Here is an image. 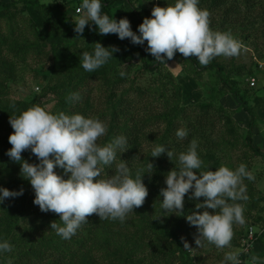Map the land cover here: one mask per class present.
<instances>
[{
  "label": "trees",
  "instance_id": "trees-1",
  "mask_svg": "<svg viewBox=\"0 0 264 264\" xmlns=\"http://www.w3.org/2000/svg\"><path fill=\"white\" fill-rule=\"evenodd\" d=\"M67 3L64 0H53L49 4L41 0L0 2V186L23 190L22 195L0 203V242L6 240L11 245V251L0 253V264H194L197 255L184 249L181 237L191 248L197 247L194 243L198 236L196 227L190 225L185 216L194 210L203 211L195 209V204L202 202L203 197L190 200V192L186 193L183 214L177 215L161 210L163 198L159 191L166 187L164 175L178 167L176 154L184 151L193 139L198 145L203 170H215L232 151H249L253 157H264V152L252 139L255 111L264 97L257 95L258 87L248 88L245 83L247 76L257 73L255 61L252 59L248 66L229 62L226 67L213 59L202 66L195 56L183 57L176 53L174 57L179 58L187 74L199 77L207 72L212 78L207 97L184 106L180 104V86L174 84L165 65L145 52L146 41L144 45L131 42L123 45L99 34L95 24H86L83 33L77 34L73 30L74 23L61 10ZM116 3H120L118 20L127 18L134 32L143 18L150 16L153 7V0H101V11L111 17V8ZM166 3L172 0H157L160 7H165ZM198 7L207 10L212 30L229 32L234 26H242L244 42L264 41V0H199ZM255 24L259 30L253 29ZM95 42L104 47L115 46L119 51L94 72H86L80 66L79 56L82 51L91 52ZM254 42L251 47L256 59L264 60V50H259ZM29 54L36 63H50L52 71L60 72L64 79L42 88L30 98L13 100L9 97L7 83L19 79L18 69L23 72L26 68L22 64ZM121 72L125 73L123 77ZM99 89L98 95L93 97ZM73 92L79 93L78 100L67 99ZM47 93L55 98L54 114L79 113L104 121L107 130L97 143L103 145L116 136L126 137V150L118 153V158L127 162L133 176L142 175L148 162L152 164V172H145L141 178L148 194L143 204L134 208L123 222L100 220L92 214L74 236L65 240L50 229L53 221L61 224L59 215L41 212L39 206L33 204L34 191L20 175V163L5 155L11 147L8 136L13 132L9 117L39 105L35 98H43ZM226 95L237 100L240 109L248 114L246 129L235 122L232 110L220 104L219 100ZM180 127L188 132L182 141L175 136ZM153 145H165L171 150L172 161L164 153L151 157ZM21 157L29 163H38L30 150L22 151ZM54 171L67 178L62 169L54 168ZM105 171L108 175L114 174L111 168ZM243 183L248 198L237 203L243 208L244 223L251 219L250 225L263 227L258 236L255 234L256 243L264 237V218L261 214L251 215L250 209H260L262 199L255 195L246 179ZM250 202L252 206L244 209ZM242 229L240 224L233 226L230 245L239 246L238 240L244 235ZM203 245L215 247L206 242ZM249 257V253L241 254V264Z\"/></svg>",
  "mask_w": 264,
  "mask_h": 264
},
{
  "label": "clouds",
  "instance_id": "clouds-1",
  "mask_svg": "<svg viewBox=\"0 0 264 264\" xmlns=\"http://www.w3.org/2000/svg\"><path fill=\"white\" fill-rule=\"evenodd\" d=\"M198 4L199 0H172L165 7L154 5L150 16L143 18L134 32L127 18L117 20L103 13L101 0H81L77 8L79 15L72 19L73 30L82 34L86 24H95L99 34H116L118 39L128 38L138 45L146 41L145 52L163 65L176 53L183 57L195 56L202 66H207L217 56H236L239 42L230 33L212 30L207 10ZM117 51L115 46L104 47L95 42L91 52L80 53V66L86 72H94ZM120 75L123 77L125 73ZM67 99L78 100L79 93H70ZM9 124L13 132L8 136L11 147L5 155L20 163V175L34 191L33 204L38 205L41 212L59 215L61 224L53 221L50 229L62 239L74 236L89 215L123 222L134 208L143 204L148 191L141 178L145 172L151 173L153 166L148 162L142 175L133 176L127 162L118 158V153L126 150V137L116 136L103 145L97 143L107 130L104 121L79 113L54 114L32 105L19 115L9 117ZM175 136L182 141L188 132L180 127ZM197 147L193 139L184 151L176 154L178 167L164 175L166 187L159 191L163 198L160 208L181 215L186 193L190 192V200L203 197L202 202L195 204V209L203 211L194 210L185 216L186 221L196 227L198 236L194 243L198 247L205 242L217 249L230 247L233 226L244 223L243 208L237 203L248 198L243 181H252L254 176L244 164L234 169L221 164L215 170H203ZM26 150H30L38 163L22 159L21 153ZM162 153L172 161L174 153L165 145L151 146V157ZM54 168L62 169L67 178L58 175ZM106 168H111L114 174L108 175ZM96 177L99 178L94 180ZM22 194V189L0 186V203ZM181 240L184 249L191 250L183 237ZM9 251L11 245L6 240L0 242V253ZM240 256V249L227 251L221 264H241ZM250 261L258 264L259 258L252 256Z\"/></svg>",
  "mask_w": 264,
  "mask_h": 264
},
{
  "label": "rangeland",
  "instance_id": "rangeland-1",
  "mask_svg": "<svg viewBox=\"0 0 264 264\" xmlns=\"http://www.w3.org/2000/svg\"><path fill=\"white\" fill-rule=\"evenodd\" d=\"M13 0H0V2H11ZM53 0H41V2L49 4ZM59 1V0H56ZM81 2V0H80ZM79 0L74 2V6L78 3L80 4ZM157 0H153L152 5L156 4ZM120 5V3H116L111 8V14L113 18L118 20L117 16V7ZM136 6V4H135ZM138 7V5H137ZM76 14L74 16L69 17L67 16L71 22H73V18L79 15L77 13L76 9L74 10ZM243 27H237L234 26L231 31L227 32L230 33L240 44V48L238 51V54L233 57H224V56H217L213 58L214 60H217L219 62H222L226 67L229 62H233V64H245L248 66L250 64L251 60L253 58H256V53L251 47L252 42L250 41L248 43L243 41V36L245 35V32L242 30ZM254 30H259V26L257 24L253 27ZM250 30H252L250 28ZM107 37H112L118 41H120L121 44L128 45L129 39L125 38L124 40H120L117 38L116 34H105ZM258 46L259 50H264V41L261 39L255 40ZM28 56V55H27ZM43 62L36 63L33 59H31V55L29 54L28 59H26L22 65H25L26 68L23 70V72L19 71V79L15 82H8L7 86L9 88V97L13 100H19L24 99L30 96L32 94H38L40 90L46 86L52 85L57 83L58 81H62L64 78L60 74V72L52 71L51 64H42ZM167 65H165V69L173 76L174 78V84L179 85L181 88V99L180 104L181 105H190L195 104L201 99L207 97L208 93V86L210 82H212V78L208 76L207 72H202L199 77H194L193 75H189L185 72L183 68V64L179 60L178 57H173L172 60L166 61ZM259 76V80L257 81L258 84L261 85V97H264V71L259 72L255 74ZM100 89L96 91L93 95V97H96L98 95ZM36 101H38L39 105L45 108L47 111L52 112L54 109V103L55 98L51 93H47L45 97L43 98H35ZM253 104V103H252ZM253 104L252 106H254ZM257 110V109H256ZM249 117V116H248ZM256 120V119H255ZM261 122L257 119L255 121V128L256 130L253 131V142L256 146L261 147V152H264V102L261 103ZM243 129H246L247 127H241ZM233 152V151H232ZM228 154L227 158L221 162V164L234 169L240 164H244L246 166V170L249 171L253 176L254 180L249 181L247 180V183H250V185L254 188L255 195L262 199L261 201V208H251L250 212L251 215L254 214H261L264 218V157H253L251 156L250 152H233ZM245 154V155H244ZM248 160V161H247ZM220 164V165H221ZM252 206V203H246L244 205V209H246V206ZM260 211V212H259ZM251 221V219H250ZM248 221L246 224H242V231L245 233L248 227H252L254 230L261 231L263 227L256 226L255 224L250 225ZM261 224V220L259 221ZM262 225V224H261ZM242 237V236H241ZM264 239V238H263ZM239 246L230 245V247L217 249L216 247H196L195 249L191 248L189 245V248L191 249L192 253H196L197 255V262L194 264H221V261L223 260L224 254L227 251L230 250H236L240 248V240ZM259 242V243H258ZM257 243L253 244L252 250L250 251L249 259H245V261L242 264H251L250 258L252 256H256L259 258L258 264L260 262H264V249L261 250V244H264V242H261L259 240ZM239 247V248H238ZM262 251V252H261Z\"/></svg>",
  "mask_w": 264,
  "mask_h": 264
},
{
  "label": "crops",
  "instance_id": "crops-1",
  "mask_svg": "<svg viewBox=\"0 0 264 264\" xmlns=\"http://www.w3.org/2000/svg\"><path fill=\"white\" fill-rule=\"evenodd\" d=\"M64 1H68L67 4H64L61 8V10L69 17L72 18V16H74L76 14V12L74 11L75 9H77L79 7L80 4L77 5H73L74 2L76 0H64ZM80 2V0H79ZM73 3V4H72ZM259 73V72H257ZM256 73V74H257ZM257 81L259 82V76L257 75ZM261 82V81H260ZM259 82V83H260ZM258 89H257V95L261 97V85L258 84ZM220 104L225 107L228 108L230 110L233 111V119L235 120V122L240 126V127H248V123H249V117L248 114L243 111L242 109H240L239 107V103L237 100H235L232 96L230 95H226L223 96L220 100H219ZM261 118V105L257 108V110L255 111V119L260 120ZM255 120V121H256ZM256 130L255 126H253L252 132ZM258 147L261 149V147L258 145ZM264 238V237H263ZM261 238V242H264V239ZM257 243V242H256ZM259 243V242H258ZM255 244V242H254ZM264 249V244H261V250ZM262 252V251H261Z\"/></svg>",
  "mask_w": 264,
  "mask_h": 264
},
{
  "label": "built area",
  "instance_id": "built-area-1",
  "mask_svg": "<svg viewBox=\"0 0 264 264\" xmlns=\"http://www.w3.org/2000/svg\"><path fill=\"white\" fill-rule=\"evenodd\" d=\"M157 4V2H156ZM155 5V4H154ZM153 5V6H154ZM157 6V5H156ZM77 11V9H76ZM151 10L149 11L150 14ZM256 64V70L257 72L264 71V60H257L256 58H253ZM245 83L247 84L248 88H255L257 87V78L255 74H251L245 78ZM261 231L254 230L252 227H248L245 231L243 237L240 240V250L241 254H248L252 250V246L254 244L255 240V234L258 236Z\"/></svg>",
  "mask_w": 264,
  "mask_h": 264
}]
</instances>
